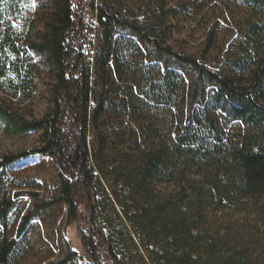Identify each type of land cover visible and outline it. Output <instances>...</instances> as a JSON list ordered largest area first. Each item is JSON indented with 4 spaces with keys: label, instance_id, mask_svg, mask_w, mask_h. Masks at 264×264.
<instances>
[{
    "label": "trees",
    "instance_id": "trees-1",
    "mask_svg": "<svg viewBox=\"0 0 264 264\" xmlns=\"http://www.w3.org/2000/svg\"><path fill=\"white\" fill-rule=\"evenodd\" d=\"M167 1L148 0L129 22L94 9L102 37L92 67L77 50L83 22L72 0H45L41 29L33 0H0V92L32 98L36 57L56 78L53 107L41 119L22 117L0 96L4 135L42 137L41 147L0 158V264H10L17 249L8 236V169L31 156L56 160L59 196L51 203L68 208L70 223L89 226L90 264H120L96 231L108 219L100 196L118 203L136 233L162 241L156 245L166 264H250L243 251L226 253L222 238L193 235L198 226L188 212L264 198V0H237L261 20L243 33L242 56L218 70L165 43ZM218 112L247 129L240 143L226 137ZM205 170L207 186L189 188ZM157 185L172 189L157 193Z\"/></svg>",
    "mask_w": 264,
    "mask_h": 264
},
{
    "label": "rangeland",
    "instance_id": "rangeland-1",
    "mask_svg": "<svg viewBox=\"0 0 264 264\" xmlns=\"http://www.w3.org/2000/svg\"><path fill=\"white\" fill-rule=\"evenodd\" d=\"M44 1L33 0V18L40 29L42 23L38 18L45 12ZM147 3L148 0H72L75 14L80 23L83 22L77 46L83 60L93 67L95 51L101 42L102 32L94 9L103 8L109 12L108 16L129 22L130 13L137 12ZM166 9L171 13L164 25L165 43L178 53L197 59L207 58L206 64L217 70L225 60L242 56L237 45L243 33L249 24L261 20L246 11L237 0H168ZM210 45L212 47L208 49ZM260 54L264 57V50ZM35 62L36 91L32 98L10 97L0 92L6 104L28 120L41 119L49 113L56 83L55 74L44 60L36 57ZM217 116L229 141L240 143L247 129L239 123H228L226 114L218 112ZM90 139L95 140L94 136ZM41 146V133L9 137L3 134L0 126V158ZM210 172L205 170L199 176L191 177L187 185L189 188L206 187ZM59 175L56 160L50 157L31 156L8 169L9 199L14 204L8 220V236L17 242L10 264L92 263L83 241V234L89 231V226L81 221L70 223L68 208L62 203H51L59 196ZM171 189L156 186L157 193H168ZM99 198L104 205L102 212L108 219L97 224L96 231L112 244L120 264H166L161 258L160 247L156 245L161 240H154L139 231L136 233V229L123 218L121 207L114 199ZM31 212L36 215L20 233L25 217ZM198 212H188V220L191 223L196 221L198 226L193 235L201 233L214 239L222 238L226 253L243 251L245 261L264 264V198H242L227 205L214 202L202 210V216Z\"/></svg>",
    "mask_w": 264,
    "mask_h": 264
}]
</instances>
